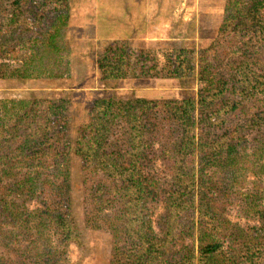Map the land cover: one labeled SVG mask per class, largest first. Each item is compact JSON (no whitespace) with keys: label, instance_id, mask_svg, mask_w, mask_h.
<instances>
[{"label":"trees","instance_id":"obj_1","mask_svg":"<svg viewBox=\"0 0 264 264\" xmlns=\"http://www.w3.org/2000/svg\"><path fill=\"white\" fill-rule=\"evenodd\" d=\"M69 1L1 0L0 83L69 76L56 68ZM217 31L163 64L127 40L105 47L95 63L108 82L199 88L182 101L95 99L74 136L65 99L0 98V264H70V244L81 264L96 232L105 264H264V0H226ZM231 203L252 223L231 221Z\"/></svg>","mask_w":264,"mask_h":264},{"label":"rangeland","instance_id":"obj_2","mask_svg":"<svg viewBox=\"0 0 264 264\" xmlns=\"http://www.w3.org/2000/svg\"><path fill=\"white\" fill-rule=\"evenodd\" d=\"M226 0H70L66 26L63 76L55 79L10 81L0 83V98L42 97L65 99L69 103L70 135L88 121V107L93 100L112 96L122 103L130 98L146 100L173 99L182 101L197 92L199 85L173 78H131L108 82L101 77L95 63L98 54L115 41L127 40L134 52H154L160 64L163 55L176 46H186L196 54L218 37V25ZM6 4L4 2L0 7ZM66 40V41H65ZM67 62V64H66ZM13 63V62H12ZM107 79V78H106ZM259 99V98H257ZM159 146L156 145V149ZM148 169L163 181V165L153 161ZM250 179V178H249ZM264 182V176H263ZM264 184V183H263ZM233 195L232 197H235ZM236 202V201H235ZM231 203L226 214L231 221L249 224L237 217ZM156 218L162 212L161 202L150 206ZM195 246V242L185 239ZM89 252L82 255L81 264H105L108 235L92 233L87 241ZM80 256L74 244L68 246V262L75 264Z\"/></svg>","mask_w":264,"mask_h":264}]
</instances>
